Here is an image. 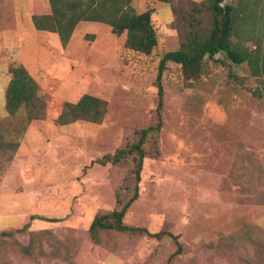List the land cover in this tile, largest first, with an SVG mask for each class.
I'll list each match as a JSON object with an SVG mask.
<instances>
[{
	"label": "rangeland",
	"instance_id": "374dc122",
	"mask_svg": "<svg viewBox=\"0 0 264 264\" xmlns=\"http://www.w3.org/2000/svg\"><path fill=\"white\" fill-rule=\"evenodd\" d=\"M192 1L203 0H132L137 12L153 10L157 45L143 55L96 21H79L62 45L56 33L32 26L34 13L48 11L46 0H0V264H264V101L252 94L264 78L218 54L195 79L166 63L161 128L147 143L158 152L144 158L138 197L122 218L172 233L179 251L170 236L102 230L95 241L88 230L134 190L131 156L94 160L155 124L159 60L179 46ZM250 1L264 22V0ZM194 16L208 18L203 9ZM14 63L34 78L45 106L41 119L24 125L5 110ZM84 93L106 102L102 120L56 123L63 103Z\"/></svg>",
	"mask_w": 264,
	"mask_h": 264
},
{
	"label": "trees",
	"instance_id": "16d2710c",
	"mask_svg": "<svg viewBox=\"0 0 264 264\" xmlns=\"http://www.w3.org/2000/svg\"><path fill=\"white\" fill-rule=\"evenodd\" d=\"M171 2L173 0H156ZM48 11L34 13L32 26L35 29L54 32L60 43L65 45L79 21H96L110 27L115 35L125 34L123 46L137 53L148 55L157 45L156 30L152 24V9L147 8L137 12L132 0H46ZM224 0H203L195 2L192 11L182 14L184 36L177 48L161 54L157 67V105L155 108L156 122L136 131L137 140L116 149L112 154H105L94 160L95 163L117 164L128 156L134 162L131 174L133 192L127 198H120L118 206L103 214H97L92 219L88 230L90 236L98 241L102 230L119 232L142 233L157 239L170 236L178 246L177 236L166 230L149 231L145 227L125 224L122 221L131 203L138 197V188L143 160L156 154L155 142L147 146L150 138L157 139L161 128V109L163 104V89L161 75L166 63L171 61L180 65L184 79L199 77L204 69L206 60L229 62L239 66L246 62L249 72L257 78H264V35L255 36L260 29L264 31V22H257V4L250 0H238L237 3H223ZM208 16L205 20L195 17L194 13L201 12ZM264 12V7H263ZM258 28V30H257ZM244 38L254 41L253 48L244 46ZM218 61V60H217ZM10 75L4 91L5 110L8 115L23 117V125L33 120L41 119L44 115V100L37 93V83L28 73L22 63L9 66ZM252 94L263 99V88H255ZM106 112V102L94 95L84 93L75 102L65 101L61 112L55 119L56 123L67 124L78 120L99 123ZM21 131H18L20 134ZM33 216H30L32 218ZM29 226L26 222L17 231H24ZM12 231H2L5 236ZM32 235L35 234L31 232ZM26 254H30L29 246H21ZM261 254V252H260ZM262 254L264 251L262 250ZM262 256V255H261Z\"/></svg>",
	"mask_w": 264,
	"mask_h": 264
},
{
	"label": "crops",
	"instance_id": "0c3cea01",
	"mask_svg": "<svg viewBox=\"0 0 264 264\" xmlns=\"http://www.w3.org/2000/svg\"><path fill=\"white\" fill-rule=\"evenodd\" d=\"M80 22H83V21H80ZM80 22L77 23L76 27L79 25ZM86 22H95V21H86Z\"/></svg>",
	"mask_w": 264,
	"mask_h": 264
}]
</instances>
